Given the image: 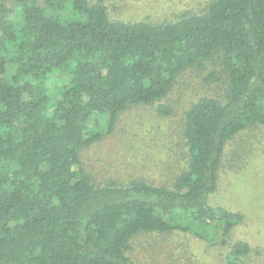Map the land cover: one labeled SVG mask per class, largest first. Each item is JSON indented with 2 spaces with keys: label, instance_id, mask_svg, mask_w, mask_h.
<instances>
[{
  "label": "trees",
  "instance_id": "obj_1",
  "mask_svg": "<svg viewBox=\"0 0 264 264\" xmlns=\"http://www.w3.org/2000/svg\"><path fill=\"white\" fill-rule=\"evenodd\" d=\"M216 54L227 94L185 113L189 161L172 185L101 183L87 171L83 150L122 114L161 102ZM255 127H264V0H211L176 21L136 23L111 20L105 0H0V264H140L131 253L142 235L229 246L245 217L211 197L227 145ZM254 253L239 240L226 264Z\"/></svg>",
  "mask_w": 264,
  "mask_h": 264
},
{
  "label": "rangeland",
  "instance_id": "obj_2",
  "mask_svg": "<svg viewBox=\"0 0 264 264\" xmlns=\"http://www.w3.org/2000/svg\"><path fill=\"white\" fill-rule=\"evenodd\" d=\"M210 1L105 0V4L111 20L136 23L176 21L187 13H201ZM8 75H13V69ZM55 77L58 80L59 75ZM227 90L222 56L216 54L204 62V68L183 72L161 102L122 114L112 133L83 150L84 166L101 183L146 180L172 185L189 161L183 138L185 113L202 98H224ZM161 105L171 107L174 113L159 115L157 108ZM211 200L245 217L229 246H209L181 233L142 235L133 243L132 258L140 264H226L230 247L243 240L261 253H254L247 263L264 264V127L248 129L229 142L218 191Z\"/></svg>",
  "mask_w": 264,
  "mask_h": 264
}]
</instances>
